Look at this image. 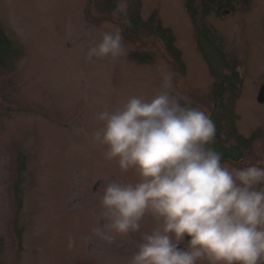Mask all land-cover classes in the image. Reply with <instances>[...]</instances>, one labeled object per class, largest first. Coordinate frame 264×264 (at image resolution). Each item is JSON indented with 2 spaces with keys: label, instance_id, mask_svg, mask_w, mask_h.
<instances>
[{
  "label": "rangeland",
  "instance_id": "obj_1",
  "mask_svg": "<svg viewBox=\"0 0 264 264\" xmlns=\"http://www.w3.org/2000/svg\"><path fill=\"white\" fill-rule=\"evenodd\" d=\"M104 1L0 0V36L8 41L0 56V264H128L140 233L109 243L93 229L102 223L98 201L107 183L137 177L105 160L90 137L97 112L160 86L161 65L191 106L221 116L211 146L225 149L222 163L264 160V0H195L196 12L210 8L204 17L191 14L190 0H132L143 21L154 15L169 30L182 64L154 33L124 29L127 0H113L117 8ZM204 28L231 62L225 75L232 68L239 75L220 96L199 49ZM117 29L126 55L88 61V48ZM154 227L151 216L141 222V232Z\"/></svg>",
  "mask_w": 264,
  "mask_h": 264
},
{
  "label": "clouds",
  "instance_id": "obj_2",
  "mask_svg": "<svg viewBox=\"0 0 264 264\" xmlns=\"http://www.w3.org/2000/svg\"><path fill=\"white\" fill-rule=\"evenodd\" d=\"M124 55L117 29L105 31L85 58ZM159 71L151 95L128 96L94 115L99 127L90 142L122 173L137 177L112 179L103 188L102 223L94 234L110 243L140 233L128 264H264V160L242 168L222 163L211 146L215 122L176 92L174 72L165 65ZM146 216L156 222L151 232H141ZM73 244L70 238L68 247Z\"/></svg>",
  "mask_w": 264,
  "mask_h": 264
},
{
  "label": "trees",
  "instance_id": "obj_3",
  "mask_svg": "<svg viewBox=\"0 0 264 264\" xmlns=\"http://www.w3.org/2000/svg\"><path fill=\"white\" fill-rule=\"evenodd\" d=\"M129 7H128V14L129 17L125 20L124 23V29L127 30V32H137L138 30L144 29L149 31L150 33H154V35L160 40V42L163 44L165 50L173 57L176 58L177 61L180 59L179 51L175 48L174 42L172 41L171 35L169 34L168 29H163L161 25L156 20L155 16L152 15L151 18L148 20L143 21L137 10L136 4L133 3L132 0H127ZM195 3V0H190L188 2V10H190L191 14L193 15V5ZM102 6H115L117 8V5L113 0H106L104 1ZM195 11V10H194ZM202 12V13H201ZM201 12H194L198 13L199 16L204 17L205 15L210 12V8L205 9ZM207 43H206V42ZM211 41V42H209ZM215 40L213 38L208 37L207 30L204 28L200 34H199V47L200 51L203 53L205 60L208 63V66L210 67V73L211 75L216 79L214 83V94L217 96L224 94V86L230 85L231 87L236 85V82L239 80L238 72L235 71L233 68L231 70L230 75H225L223 68H229L231 65V62H228L225 60L224 56L222 55L221 51L217 48ZM3 48L4 46L8 45V41H2ZM5 50V48H4ZM134 57H138V53L134 52ZM137 61L141 62L140 57L137 59ZM180 62V61H179ZM180 64H182L180 62ZM217 66H220L217 68ZM223 70V71H222ZM221 116L216 113V115L213 117V121L215 122V125L217 127V131L221 130V122H220ZM248 144V142L246 143ZM219 152L222 153L223 158L228 156L225 152V149L218 144ZM233 156V155H232ZM234 157V156H233ZM237 159L238 157H234Z\"/></svg>",
  "mask_w": 264,
  "mask_h": 264
},
{
  "label": "water",
  "instance_id": "obj_4",
  "mask_svg": "<svg viewBox=\"0 0 264 264\" xmlns=\"http://www.w3.org/2000/svg\"><path fill=\"white\" fill-rule=\"evenodd\" d=\"M258 101L264 103V84L259 89Z\"/></svg>",
  "mask_w": 264,
  "mask_h": 264
},
{
  "label": "flooded vegetation",
  "instance_id": "obj_5",
  "mask_svg": "<svg viewBox=\"0 0 264 264\" xmlns=\"http://www.w3.org/2000/svg\"><path fill=\"white\" fill-rule=\"evenodd\" d=\"M183 245V244H182Z\"/></svg>",
  "mask_w": 264,
  "mask_h": 264
}]
</instances>
